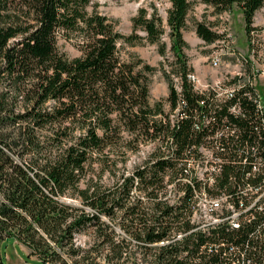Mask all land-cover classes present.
<instances>
[{
	"label": "trees",
	"instance_id": "trees-1",
	"mask_svg": "<svg viewBox=\"0 0 264 264\" xmlns=\"http://www.w3.org/2000/svg\"><path fill=\"white\" fill-rule=\"evenodd\" d=\"M91 1L0 0V244L15 239L38 264H264V212L247 208L249 188L264 183V109L241 91L217 103L193 90L183 51L190 2L169 0L174 73L164 70L169 109L163 113L161 101L148 100L154 68L133 53L125 56L121 47L141 41L138 28L147 42L160 43L161 16L140 7L125 35L105 15L89 13ZM200 2L214 13L236 6L249 37L256 32V12L264 9V0ZM195 32L208 44L220 37L201 22ZM61 37L76 39L81 54L61 52ZM255 47L249 44V50ZM159 53L165 54L163 43ZM234 100L240 115L227 111ZM219 129L226 135L214 138ZM147 141L156 147L128 176L115 171L123 148L136 152ZM200 145L223 158L212 187L191 179L186 167ZM94 163L97 173L109 170L112 183L91 175ZM167 183L181 192L175 202ZM201 186L248 209L237 227L224 221L194 228L189 216ZM90 229L92 243H77Z\"/></svg>",
	"mask_w": 264,
	"mask_h": 264
},
{
	"label": "rangeland",
	"instance_id": "rangeland-1",
	"mask_svg": "<svg viewBox=\"0 0 264 264\" xmlns=\"http://www.w3.org/2000/svg\"><path fill=\"white\" fill-rule=\"evenodd\" d=\"M190 8L187 13L186 23L187 27L183 31V38L186 42V47L183 49L187 58V64L192 68V72L201 79L211 81L213 78L219 77L220 74L224 75L221 68H213L210 65V56L214 48L208 43L199 38L195 32L196 23H203L207 28L220 33L221 36L224 32L230 33L232 39L224 43L221 40L217 43L221 47L228 48L238 54L254 56L255 64L260 67L264 63V11L258 10L254 16L253 26L256 32L251 33L250 37L246 35L244 30V21L240 10L234 6L231 10L223 11L221 13H214L210 6L200 2V0H189ZM140 7H145L148 11L156 9L158 14L163 20V33L161 35L160 43L164 44L165 54L159 53L160 43H149L144 38L145 32L142 28L135 30L138 36L142 39L132 45L122 43V52L125 56L128 52L140 57L144 62L151 65L154 70L148 75L149 77V102L154 104L156 101L162 102L163 113L168 111L169 105L166 101L168 94V81L165 78V72L171 74L172 62L174 57L170 50L169 28L166 25L167 9L170 7L169 0H92L87 6L89 13L97 12L105 15L115 24V28L121 34H130L132 32V17L137 13ZM251 39V40H249ZM249 44H253L254 49L249 50ZM58 47L67 57L73 58L81 54L77 45V40L72 38L66 40L63 37L58 40ZM221 75V76H222ZM259 90L264 88V77H259L257 81ZM124 139L130 137L128 131L123 132ZM156 144L151 142H141L136 152H131L127 148H123V157H116L117 172H121L123 176H128L133 167L140 164L156 147ZM111 156V155H110ZM115 159V157H113ZM98 163H94V170L96 173L91 175L94 178H99L101 183L108 185L112 183V175L109 170L102 173H97L99 167ZM97 174L98 177H97ZM66 201L74 204H79L77 199L70 196L65 197ZM88 209V208H87ZM116 227V226H115ZM94 239V232L90 229L86 233H82L78 239L79 244L92 243ZM0 257L2 264H38L33 256H28L27 252L13 238H6L0 244Z\"/></svg>",
	"mask_w": 264,
	"mask_h": 264
},
{
	"label": "built area",
	"instance_id": "built-area-1",
	"mask_svg": "<svg viewBox=\"0 0 264 264\" xmlns=\"http://www.w3.org/2000/svg\"><path fill=\"white\" fill-rule=\"evenodd\" d=\"M264 11V9H262ZM224 32L220 37L212 43L210 46L214 48L210 56V65L213 68H221L224 75L220 74L219 77L213 78L211 81L201 79L194 73L187 74V81L192 85L195 92L206 94L207 96L212 95V100L217 103H228L236 97L237 92H242L249 101L255 102L257 107L264 109V88L259 90L257 81L259 77H264V63L257 67L255 64L254 56L238 54L235 49L217 46L221 40L226 42V39L231 40L232 37ZM252 53V51H251ZM222 75V76H221ZM174 87L177 91H180L179 79L173 77ZM233 100V99H232ZM240 101L234 100L233 103L227 105L228 113L240 115L241 107ZM179 113V107L174 110V114H171V119ZM228 120L227 116L222 118L223 122ZM174 121V119H172ZM226 135V131L219 129L213 134L214 138H219L221 135ZM212 139V138H211ZM197 156L190 158L187 162L188 173H191V179L195 178L196 181L201 182V185L206 184L208 187H212L215 181L214 175L220 173L221 163L223 158L217 155L215 150L205 145L197 147ZM185 181L187 179L184 177ZM189 182V181H188ZM168 196L171 197V202L177 200L179 192L176 194L174 191V183H167ZM206 187L201 186L199 191H195L193 195V210L190 213L189 221L195 229L207 230L209 227L227 221L230 225L237 227L240 219V215L244 214L246 210L257 207L259 211L264 212V183L258 187H250V193L253 198L249 202L246 210H238L233 204L227 201L225 194H219L217 196H211L206 193ZM244 211V212H243ZM119 232H121L119 230ZM121 235L130 241L134 245V240L129 235L121 232ZM181 234H177L179 239ZM78 243V240L76 241ZM135 261L140 263V254L136 253L133 258ZM0 264H2L0 257ZM234 264V263H232Z\"/></svg>",
	"mask_w": 264,
	"mask_h": 264
},
{
	"label": "crops",
	"instance_id": "crops-1",
	"mask_svg": "<svg viewBox=\"0 0 264 264\" xmlns=\"http://www.w3.org/2000/svg\"><path fill=\"white\" fill-rule=\"evenodd\" d=\"M19 243V242H18ZM21 246L24 248V250L27 252V249L21 244Z\"/></svg>",
	"mask_w": 264,
	"mask_h": 264
}]
</instances>
